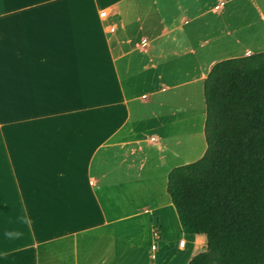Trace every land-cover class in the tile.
<instances>
[{
  "label": "crops",
  "instance_id": "1",
  "mask_svg": "<svg viewBox=\"0 0 264 264\" xmlns=\"http://www.w3.org/2000/svg\"><path fill=\"white\" fill-rule=\"evenodd\" d=\"M259 51L264 0H0V264H187L167 174Z\"/></svg>",
  "mask_w": 264,
  "mask_h": 264
},
{
  "label": "trees",
  "instance_id": "2",
  "mask_svg": "<svg viewBox=\"0 0 264 264\" xmlns=\"http://www.w3.org/2000/svg\"><path fill=\"white\" fill-rule=\"evenodd\" d=\"M203 97L205 150L166 182L182 231L206 237L187 264H264V51L215 62Z\"/></svg>",
  "mask_w": 264,
  "mask_h": 264
},
{
  "label": "rangeland",
  "instance_id": "3",
  "mask_svg": "<svg viewBox=\"0 0 264 264\" xmlns=\"http://www.w3.org/2000/svg\"><path fill=\"white\" fill-rule=\"evenodd\" d=\"M191 101V97L189 99ZM195 122L197 125H200L201 122H202V117L199 115V114H196V117H195ZM194 141H192V149L186 151V149H184L185 151H183L185 154V158H183V163H186L187 161H194L196 159H198L204 152L205 150V138H204V134H196L194 139ZM181 165V164H180ZM185 238H190L188 235H184ZM201 248H199L198 251H200ZM192 251V245L189 243L187 245V249L185 252H182V251H174V250H169V251H166V254L169 258V261L172 262V261H175L177 263H183L187 257V255L189 253H191Z\"/></svg>",
  "mask_w": 264,
  "mask_h": 264
},
{
  "label": "built area",
  "instance_id": "4",
  "mask_svg": "<svg viewBox=\"0 0 264 264\" xmlns=\"http://www.w3.org/2000/svg\"><path fill=\"white\" fill-rule=\"evenodd\" d=\"M101 15H105V11L104 10L101 12ZM151 235H152L154 240H157V239L160 238V230H159L158 225H153L152 226ZM184 245H185V240L184 239H179L178 242H177V247L178 248H182V247H184ZM153 247H154V245H153Z\"/></svg>",
  "mask_w": 264,
  "mask_h": 264
}]
</instances>
